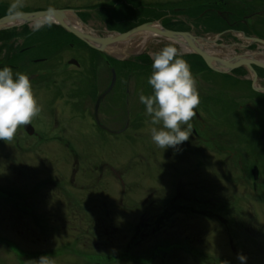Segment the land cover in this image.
<instances>
[{
	"label": "rangeland",
	"instance_id": "374dc122",
	"mask_svg": "<svg viewBox=\"0 0 264 264\" xmlns=\"http://www.w3.org/2000/svg\"><path fill=\"white\" fill-rule=\"evenodd\" d=\"M23 2L25 7L21 11L40 7L78 10L99 7L97 10L118 25H121L119 19L151 15L157 24L168 27L163 22L166 19L172 28L193 30L201 37H213V32L227 27L237 28L240 34L238 19L250 13L262 14L261 22L264 21V0ZM11 3L13 0H0V18L8 14ZM70 20L75 19L70 17ZM46 27L34 30L35 26L28 25L13 29L10 32H16L20 42L12 46L0 34V58L2 52L10 49L9 67L14 78L17 72L27 76L33 72L38 74L30 79L42 108L36 119L48 136L35 152L39 155L30 152L28 163H18L23 168L26 163L28 169V176L24 178L26 186L17 178L18 184L31 188V184L36 185L35 181L42 180L51 171L64 178L66 194L57 197L49 186L42 188L38 207L48 221L43 219L45 222L38 224L23 221L21 209L12 205L11 208L2 201L5 208H0V264H39L42 257H49L54 264H242L241 255L246 258L243 264H264V98L250 88L251 76L246 68L232 69L230 78L215 75L218 72L212 71L200 57L185 53L187 49L184 51L176 41L153 32H142L118 44V49L113 50L118 57L127 51L153 57L171 44L183 53L182 58L189 63L197 80L201 103L191 124L199 122L196 130L199 129L204 142L190 146L195 137L191 130L186 152L177 147L162 149L151 139L152 127L159 126L150 123L151 117L140 101L141 95L153 93L148 84L152 62L121 64L83 45L72 47L69 42L76 39L70 34L53 26ZM26 30L32 32V38L27 40L22 39ZM34 43L35 47L20 52L23 46ZM210 50L227 55L234 48ZM40 57L44 61L33 65V58ZM72 57L81 65L71 64ZM112 69L117 79L100 99L98 112L101 122L117 130L126 119L128 99L130 124L118 135L99 128L92 116L95 100L111 82ZM259 76L264 85L261 72ZM55 117L59 125H55ZM58 134L61 140L52 139ZM71 146L87 160L84 166L98 168L93 175L79 173L77 176L80 184H92L89 189L78 187L79 183L70 185ZM195 152L198 153L194 155ZM8 161H0V187L4 188L0 190V200H6L5 190L13 187L12 180L7 179L12 176V171L7 169ZM102 162H105L103 166ZM253 165L258 169L257 180L252 177ZM99 173L103 174L100 181L97 180ZM179 180L189 186L186 188L187 195L190 194L188 214H173L171 219L157 217V221L170 220L167 225H161L163 229H158L160 235L144 238L142 231L147 227L150 233L155 227L138 221L149 191H157L152 200L155 198L164 206L167 203V209L177 208L182 201V193L174 190ZM193 190L200 191L195 193L197 200L192 199ZM79 203L91 208L89 221L93 224L90 226L80 224L85 213ZM71 210L77 212V219L72 217ZM78 211L82 212L81 216ZM102 217L109 233L117 232L118 238L108 235L107 239L101 235L96 240L95 233L102 226L94 222ZM110 226L118 231H112ZM139 226L140 242L128 245Z\"/></svg>",
	"mask_w": 264,
	"mask_h": 264
},
{
	"label": "flooded vegetation",
	"instance_id": "af4514ba",
	"mask_svg": "<svg viewBox=\"0 0 264 264\" xmlns=\"http://www.w3.org/2000/svg\"><path fill=\"white\" fill-rule=\"evenodd\" d=\"M49 7H40V9H29V10H25L24 11H34V10H43V9H48ZM54 9L56 8H63L66 9L65 7H53ZM99 7L95 8H86V10L84 8L81 9H75V8H71V9H75L74 14L71 12H66V17L63 18L64 21L66 22H70L71 24H73L75 26V28H77L79 31L87 33L93 37L96 38H104L107 37L109 35H114L116 33H120V32H125L135 26H138L140 24L143 23H152L153 24V20L155 18V16H151V15H144V16H137V17H130L127 19H119V22L121 23V25L118 24H114V20L113 18H109L108 16H105L102 11L97 10ZM22 10V9H21ZM23 11V12H24ZM86 11H90V14L87 13ZM79 13L82 14V16L79 15ZM168 15V14H167ZM166 15V16H167ZM262 14L259 15L258 14H249V15H243L242 18H240L239 21V32L240 34H237V28H225L222 31H218V32H213L214 36L213 37H207L209 38L208 42L205 43V45L207 47H209V50L211 48H216V49H225V48H234L233 52L230 54H221L218 50V52L215 51H211L214 55L223 58V59H229L235 56L238 57H242L244 59H248L250 61L252 60H256L258 62L263 63L264 62V50H262V48L264 47V21L261 22V19L263 18V16L261 17ZM70 17H74L75 20L71 21ZM169 17V16H167ZM256 17H260L255 19ZM223 19H226L225 16H223ZM264 20V19H263ZM92 22V24H88L87 22ZM116 22V21H115ZM164 24H166L167 29H171V30H175V31H182V32H188L193 36L196 37H201L198 36V33L193 31V30H189L187 31V29L185 28H177L174 29V27L172 28L171 26H169L167 23L168 21L166 19L163 20ZM257 22V24H256ZM36 24L38 23H32V24H22V25H16L10 28H6V29H1L0 30V34L4 37H7L9 42H10V46L15 45L16 43L20 42L18 41V34L16 32H10L13 29L16 28H27L28 25L30 26H36ZM42 27H40L39 29H42L45 26H48V24L45 23H41ZM51 26L56 27V29H61L65 32H67L68 34H70L72 36V38L76 39V42H69V44L73 47L75 46H85L88 47L89 49L95 50L99 53H102L106 56V58H113L115 61H119V63L122 64V62L124 61H128L129 63H153V59L152 57L148 56L145 53H141V52H125L124 56L122 57H118L115 56L113 54V50L110 47L116 48L118 49V44H121L122 42H118V43H112V45H102L98 42H94L91 41L92 45H89L87 42L83 41L82 39H80L76 34H74L73 32H70L68 30H66L65 28H63L62 26H60L58 23L53 22L51 24ZM236 27V25H234ZM50 27V26H48ZM46 27V28H48ZM8 35H6L7 33H9ZM32 32H28L27 30L25 31L23 38L27 40L29 37H31ZM231 35L233 36V39L231 40ZM32 38V37H31ZM230 38V39H229ZM225 39H228L227 41ZM17 40V41H16ZM56 42V41H54ZM179 44V43H177ZM36 44H28L25 45L21 48L20 52H26L27 50H29V48L35 47ZM102 47L103 49H98V47ZM110 48V49H109ZM120 48V47H119ZM125 48V47H124ZM10 49H7V51H5L4 53L2 52V57L0 58V70H2V68L4 67H9V57H10ZM183 50L185 51V49L183 48ZM185 53H191L196 57H200L198 54L192 52V51H188L186 50ZM202 59V57H200ZM34 64L33 65H38L37 62L40 61H44L43 58H33ZM202 61H204L202 59ZM69 62L75 66H80L81 63L78 61V59L72 57L70 58ZM205 63V62H204ZM253 70L255 72V76H254V72H252L251 70H249L247 68L246 65H243L241 67L246 68V71L250 74L251 78H250V88H252V90L258 95V97H262L264 98V85L259 81V73H262V77H264V73L262 70H264L263 68H261L260 66H256L253 65ZM211 69V68H210ZM219 71H215L212 70L214 72H218V74L215 75H222L225 77H229L230 78V74H233L232 71H225L223 70L221 67H218ZM112 71H114V69H112ZM111 71V80L112 81V77H113V73H114V80H113V84L111 88H108L109 85L101 92V94L97 97V99L95 100L94 103V107H93V118L95 123L97 124V126L103 130H105L106 132H110L112 134H117V133H121L119 132L122 129H126V127H128V125L130 124V110H129V104H128V99L126 98L127 101V107H126V119L124 121V123L120 126L119 129L114 130L112 128H110L108 125H106L105 123L101 122L100 119V115L98 112V106H99V102L100 99L105 96L114 86L115 81L117 79V74L116 72H112ZM33 75V77L31 78H35L38 76V74L35 72L30 73L28 75L31 76ZM238 76V75H236ZM29 78V80L31 79ZM239 81H244V79H240ZM111 83V82H110ZM39 117V116H38ZM141 121L137 122L140 123ZM55 125H59V120L57 119V117H55ZM151 123V122H150ZM196 123L199 122H194L192 123V133L195 135L194 138H192V141L190 143V146H197V143H203L204 139L203 137L200 138V131L199 129L196 130V127H198L196 125ZM140 125V124H139ZM187 126H183V128H186ZM118 135V134H117ZM48 136L46 135V132L42 131V129L39 128V124H38V120L36 119L33 120V122L30 125L27 126H23L18 130V133L16 135V137L14 138V140H12L11 142L6 143L5 141L0 140V161H3L4 159H8V165L9 167L7 168L8 170L12 171V176L11 178L8 176V181H10V179L12 180V185L13 187L5 190V199L6 200H0V208H5L3 206L4 202L6 201V203L8 204L9 207L15 206V208L17 209H21V217L22 220L24 221L26 220H32L33 222H36V224L38 223H44L45 221L47 222V217L39 211V207L38 204L39 202H41L40 200V196L41 194V190L42 188L49 186L52 190V192L57 196V197H61L62 194H66L64 192L65 188H66V184L64 182V178H61L59 176H57L54 172L51 173V171H49V173L46 174V177H44L42 180L40 181H35L36 185L31 184V188H25L23 187L21 184L19 185V180L20 182H22L24 185V178L28 176V169L26 168L27 164L25 163V168L18 165V163H21L22 161H25L28 163V153L30 152H36L38 150V146L40 144H42L43 142L46 141V139ZM52 139L54 140H61V135H54L52 137ZM189 142L186 141L183 144L177 146L178 149H180L182 152H186L188 150L189 147ZM17 150V152H16ZM194 149L189 148V151H192ZM200 150V149H198ZM71 154H72V161H71V168H70V185H74V184H78L77 186L86 190L89 189L92 184L90 183L88 184H80V182H78L77 180V176L79 175V173H85V174H89V175H93V172L96 171V169H93V166H89L86 167L84 166V163L87 161L86 159H83V156H81L79 154V152H77V150L75 148H73L71 146ZM198 153L195 152L193 153L194 155ZM37 155H39L38 153H35ZM36 156V155H35ZM32 158V157H31ZM38 158V157H37ZM39 159L41 161H43V159L41 157H39ZM33 161V160H32ZM43 163V162H42ZM105 164V162H102V166ZM102 166L100 168H102ZM50 170V169H49ZM56 171H60L58 169H55ZM126 172L129 170V168L125 169ZM252 171L255 173L254 175H252V177L254 178V180H257L258 178V169L253 165L252 167ZM11 173V172H10ZM57 173V172H56ZM103 174L99 173V175H97V180L100 181V177H102ZM63 177V176H62ZM120 177V181L122 180V176L119 175ZM46 178V179H45ZM179 180V184L176 185L174 187V190L176 192H179L181 194L180 199H182V201L180 202V204L178 205L177 208H173L171 206H169V209H167L166 205L167 203H165L166 205L164 206L161 202H157V200L153 198V195L156 194V190L155 191H149V196H147V198L145 199L144 203H142V205H144V207L141 209L142 213H140V215L138 216V221L139 224H154L155 227L153 229H151V232L149 233L148 228L146 227L145 230H143V234L144 238L148 237V235H160L157 234L158 233V229H163L161 227V225H167L168 221L173 218L171 217V215L173 214H180V215H186L188 214L190 207H188V205L190 203L189 202V197L190 194L187 195V190L186 188L189 187L185 184H183V182ZM123 185H125L124 181L122 180ZM187 183V182H186ZM18 185V186H17ZM26 186V185H25ZM36 186V187H34ZM76 186V185H75ZM30 187V186H29ZM170 188V187H169ZM4 188L0 187V190H3ZM162 191H165L166 193H169V191H167V189H164ZM71 192V189H70ZM200 191H192L193 193V198L197 200L198 198L196 197L195 193H199ZM171 196H169L168 198H166L167 201H169ZM4 201V202H2ZM146 201L148 202V206H145ZM122 201H120L119 204H121ZM123 204V203H122ZM141 205V206H142ZM163 206V207H160ZM105 207L107 208V205H105ZM12 208V207H11ZM79 208L84 209V213H85V217L84 220L80 221V224L83 225H89L93 224V222L90 219V212L89 209H91L90 207H86L84 206L82 203H79ZM108 209V208H107ZM177 209H180V211H177ZM199 211V210H198ZM81 212V211H78ZM163 213V215L160 214ZM71 215L74 219L76 218L77 212L75 210H71ZM79 215H82V212L79 213ZM169 215V216H168ZM104 216V215H102ZM157 217H163L165 218H170L169 220H163V221H157ZM45 219V221L43 220ZM105 218L102 217V219L98 221H95L94 224L96 225H100L102 226V228L97 230V233H95V238L96 240L100 239L101 235H105L108 239V235L113 237V238H118V235L115 236L117 234V232H112L109 233V226L107 224H105ZM162 222V223H161ZM160 223V224H159ZM157 225V226H156ZM104 227V228H103ZM112 228V231H118V228L114 227V226H110ZM88 230V228H87ZM140 226L137 227V231L135 232V234L131 235V236H135L134 239L132 241L128 242V245H130V242H133V244H137L138 242H140L141 237H138L137 235L140 233ZM148 232V233H147ZM187 237V236H186Z\"/></svg>",
	"mask_w": 264,
	"mask_h": 264
},
{
	"label": "clouds",
	"instance_id": "9594fccd",
	"mask_svg": "<svg viewBox=\"0 0 264 264\" xmlns=\"http://www.w3.org/2000/svg\"><path fill=\"white\" fill-rule=\"evenodd\" d=\"M23 0H13L9 9L10 17L24 15ZM56 9L49 7L45 14L48 26L54 22ZM42 24H36L38 30ZM183 53L169 44L153 54V72L148 79L153 93L141 95L140 101L146 106V114L151 117V139L162 149L176 148L188 141L192 130L191 121L196 117V109L201 100L197 80L189 63L182 58ZM42 108L35 97L31 81L22 73H15L10 67L0 70V140L6 143L16 137L18 130L30 125ZM187 126L183 128V126ZM242 264L246 258L239 256ZM39 264H54L49 257H42Z\"/></svg>",
	"mask_w": 264,
	"mask_h": 264
},
{
	"label": "water",
	"instance_id": "95a60500",
	"mask_svg": "<svg viewBox=\"0 0 264 264\" xmlns=\"http://www.w3.org/2000/svg\"><path fill=\"white\" fill-rule=\"evenodd\" d=\"M47 9L43 10H34V11H24V15L20 18L10 17L8 14L0 18V30L10 28L16 25H22L25 23H45V14ZM75 9H58L56 8V16L54 22L58 23L60 26L65 28L66 30L73 32L76 34L80 39L87 42L89 45H92L91 41L98 42L102 45H112V43L120 42V41H128L136 37L139 33H142L144 31L153 32L155 34H158L160 36H164L167 38H170L180 44H184L185 46L190 48V51L198 54L204 62L207 64L209 68L215 71H219L218 67H221L225 71H230L234 68H238L239 66L246 65L249 70L254 72L253 65L260 66L264 69V62H258V61H250L248 59H244L242 57H232L229 59H223L216 55L208 53L204 48H202L203 45L199 44V41L197 38L193 35H191L188 32H182V31H175L171 29L164 28L160 25H155L152 23H143L138 26H135L125 32L116 33L115 35H110L104 38H96L93 37L87 33L79 31L73 24L70 22L64 21L63 18L66 17V12H71L74 14ZM205 41H209L206 38H201ZM98 49H103L101 46L98 47ZM114 72V71H112ZM255 76V72H254ZM33 77V75L29 76L28 78ZM114 80V73L112 77V81L108 88L112 87Z\"/></svg>",
	"mask_w": 264,
	"mask_h": 264
},
{
	"label": "bare ground",
	"instance_id": "6f19581e",
	"mask_svg": "<svg viewBox=\"0 0 264 264\" xmlns=\"http://www.w3.org/2000/svg\"><path fill=\"white\" fill-rule=\"evenodd\" d=\"M147 39V38H146ZM148 40V39H147ZM145 41V40H144ZM128 45V43H126L125 47ZM114 49V48H113ZM210 51V50H209ZM221 53V52H220ZM217 55V54H216Z\"/></svg>",
	"mask_w": 264,
	"mask_h": 264
}]
</instances>
